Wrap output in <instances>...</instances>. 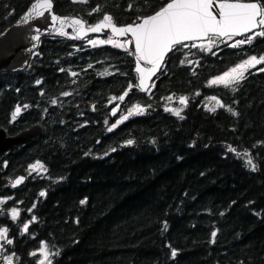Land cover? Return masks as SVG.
<instances>
[{"label":"trees","instance_id":"1","mask_svg":"<svg viewBox=\"0 0 264 264\" xmlns=\"http://www.w3.org/2000/svg\"><path fill=\"white\" fill-rule=\"evenodd\" d=\"M32 1L0 0V33ZM168 1L52 0L88 26L133 24ZM245 38L174 46L146 93L131 53L106 35L42 38L25 70L0 72V127L43 129L0 160L3 177H25L0 187V264H39L42 243L45 264H264V64L210 84L264 55V36L231 46Z\"/></svg>","mask_w":264,"mask_h":264},{"label":"snow or ice","instance_id":"2","mask_svg":"<svg viewBox=\"0 0 264 264\" xmlns=\"http://www.w3.org/2000/svg\"><path fill=\"white\" fill-rule=\"evenodd\" d=\"M73 2L86 3L87 0H73ZM213 4L214 0H171L165 7L156 12L155 15L143 19L142 23L126 27H117L110 15H104L101 23L94 27H89L87 31L98 32L102 28H111L113 33L119 35L131 33L135 41L138 59L151 64L152 68L148 69V72L154 75L156 71L162 67L166 54L172 51L174 46L182 44L183 41L208 37L210 33L220 37L235 36L253 32V30L257 28H264V4L258 2H228V0H223V2L217 5L219 9V19H217V15H214L211 10ZM33 7L34 9L50 11L52 9V0H41L40 3ZM129 7H131V5H129ZM38 14L42 15L43 12H39ZM58 19L59 18L55 15L52 16L53 22H56ZM60 23L63 24L64 21L60 20ZM72 23L74 25H79V31H84L83 21L74 20ZM58 34L63 35L64 33L60 31ZM256 36H264V30L255 31L253 35L246 36L245 39L238 40L231 46L237 47L245 43L250 44ZM108 42L113 43L116 47H122V45L114 41ZM90 43L95 45L96 41H90ZM192 46L195 47L196 45ZM181 63H183V61H181ZM260 64H264V56H250L241 64L231 69L230 72L210 81V84H223L225 87H229L231 84L239 83L245 78V73L248 72L250 68H254ZM61 70L63 71V69ZM259 70L264 71V68ZM137 71L140 73L144 72L139 64L137 65ZM71 74L76 75V73ZM39 83L40 81H37V84ZM132 87L133 85L130 84L129 88ZM137 87L142 91L147 87L143 74L140 77V83ZM64 95H69V93H64ZM126 95L127 92L120 96L119 99L123 101ZM169 99H171V97H169ZM213 99L215 98L213 97ZM180 103H186V98L182 97ZM217 106L224 107L218 100ZM24 107L27 108L28 106L25 105ZM143 111V108L137 106L129 110V115L142 114ZM166 111H173L175 115L180 116V111L173 109H166ZM210 111H215V109H210ZM20 112L21 107L17 106L12 114V119L15 120ZM113 114H115V110ZM233 115H236V113L233 112ZM124 119H127V117H124ZM117 123H119V121ZM112 127H116V125H112ZM111 130L112 128H109V131ZM127 143L131 144L133 142L129 140ZM229 151H235V149L229 147ZM245 155H247V153H245ZM246 163L251 166L252 171L256 170V165L253 163L252 159H248ZM31 167L33 170H36L37 167L42 168L43 166L33 165ZM22 180L23 178L16 180L13 187L21 183ZM43 195H45V193L42 192L41 196ZM0 203H3V201H0ZM84 203H86V201L82 200L81 204ZM17 215L18 212L14 208L12 210L13 219H15ZM33 220H35V217H33ZM27 228L28 225L26 224L24 230L27 231ZM5 233L6 230H0V236L5 235ZM215 236L216 232H213L212 237L215 238ZM8 243H12V241L9 240ZM41 253L44 255V259L40 260L39 264H45L47 252L44 243L41 244ZM35 254L36 253H33V255ZM171 255L172 257L177 255L175 249L172 250ZM48 264H51V261H48Z\"/></svg>","mask_w":264,"mask_h":264},{"label":"water","instance_id":"3","mask_svg":"<svg viewBox=\"0 0 264 264\" xmlns=\"http://www.w3.org/2000/svg\"><path fill=\"white\" fill-rule=\"evenodd\" d=\"M40 2L41 0H33L26 8V10L13 23H11L0 33V72L18 73L25 70L29 64L32 53L37 49L39 41L42 38H63L67 40H75V39H84L89 36L106 35L116 40L123 41L124 49L131 53V56L134 61V73L137 77L136 84L139 85L140 77L142 74L145 77V84L147 85V87L143 91L139 87L138 89L142 93H146L148 91L152 81L155 79V77L157 76V74L159 73L162 67L158 69L154 75L148 72V69H151L152 65L146 63L144 60L138 59L135 41L131 33L125 35H119L113 33L111 28H102L98 32L87 31L89 27H94L95 25L101 23L103 20L88 26L82 19L78 17L61 16L56 14L53 10V2H52V9L50 11H44L43 9H34L33 6ZM170 2L171 0L168 1L156 12L160 11ZM221 2H223V0H214V4H219ZM228 2L249 3L256 1L228 0ZM212 11L214 15H217V19H219L218 16L219 10L214 11L213 9ZM39 12H43V14L40 15L38 14ZM156 12L141 18L138 22L133 24H127V25L115 24V25L117 27L136 25L142 23L143 19L155 15ZM53 15L59 18L56 22H53L52 20ZM60 20H63L64 23L61 24ZM74 20H81L84 22V31H79V25H74L72 23ZM258 29L259 28L254 29L253 32L257 31ZM60 31H63L64 34L63 35L58 34ZM253 32H249L243 35H235V36L230 35L224 37L216 36L210 33L208 37L183 41L182 44L203 42L208 40L209 37H217L219 39H225L228 37L240 38L252 34ZM170 52L166 54L164 61L167 58V56L170 54ZM138 64L140 68L144 70L143 73L137 71ZM42 132L43 129L39 123H35L29 126L28 128L23 129L13 135H7L6 130L3 127H0V160L1 157L4 154H6L9 150H11L13 147L22 146L30 142L31 140L40 136ZM20 178H23L22 182L17 184L15 187H13L15 181ZM24 182H25V177L22 175L14 178L6 177V176L3 177L2 170L0 169V187L7 185L11 188H19L24 184Z\"/></svg>","mask_w":264,"mask_h":264},{"label":"rangeland","instance_id":"4","mask_svg":"<svg viewBox=\"0 0 264 264\" xmlns=\"http://www.w3.org/2000/svg\"><path fill=\"white\" fill-rule=\"evenodd\" d=\"M262 29H260V31H261ZM253 35V34H252ZM207 42H209V40L207 41ZM116 43H118V44H120V45H122V47H123V43H122V41H120V40H117L116 41ZM215 43H217L215 40H211V43H210V46H212L213 44H215ZM261 56H264V55H261ZM260 57V56H259ZM248 59V58H247ZM245 61V60H244ZM242 63V62H241ZM240 63V64H241ZM239 65V64H238ZM237 66V65H236ZM235 66V67H236ZM235 67H231V68H229L227 71H225L224 73H222V74H220V75H218V76H216L214 79H216L217 77H220V76H223L225 73H228V72H230V70L231 69H233V68H235ZM255 68V67H254ZM251 69H253V68H251ZM216 85H219V84H216ZM2 264H10L9 263V258L8 257H4V260H3V263Z\"/></svg>","mask_w":264,"mask_h":264},{"label":"bare ground","instance_id":"5","mask_svg":"<svg viewBox=\"0 0 264 264\" xmlns=\"http://www.w3.org/2000/svg\"><path fill=\"white\" fill-rule=\"evenodd\" d=\"M217 5H218V4H213V7H214V8H212L211 10L214 9V11H218L219 9H218Z\"/></svg>","mask_w":264,"mask_h":264}]
</instances>
